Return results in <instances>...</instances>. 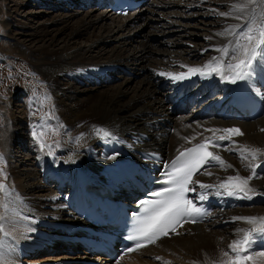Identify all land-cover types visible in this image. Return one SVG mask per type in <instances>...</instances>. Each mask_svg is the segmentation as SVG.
Returning a JSON list of instances; mask_svg holds the SVG:
<instances>
[{
  "label": "bare ground",
  "instance_id": "bare-ground-1",
  "mask_svg": "<svg viewBox=\"0 0 264 264\" xmlns=\"http://www.w3.org/2000/svg\"><path fill=\"white\" fill-rule=\"evenodd\" d=\"M15 1L14 11L31 10L27 20L31 18L29 22L34 24L33 18L37 19L38 27L16 22L9 15L10 38L16 42L15 49L29 57L50 82L57 119L65 126L63 141L57 150L52 149L53 155L47 154L48 149L41 150L33 134L40 124L14 111L5 128L3 146L13 180L6 183L7 195L0 192V216L6 217L0 221L4 224L0 239H6L11 264H66L81 258L67 240L77 233L74 228L85 224L75 215L71 197L82 174L95 182H111V176L132 166L157 170L174 154L205 137L233 149L226 151L209 143L213 154L233 167L217 165L210 169L212 175L201 174L202 169L194 180L215 185L237 172L247 177L251 170L244 165L249 162L261 165L257 171L264 172V156L252 160L245 153L248 158L242 162L239 154L244 146L264 152V113L253 121L225 119L224 114L232 115L234 84L215 74L210 79L191 75L178 81L167 76L187 74L188 68L203 67L219 56L214 48L234 37L216 33L229 25L247 23L251 13L237 20L216 12H228L232 4L243 0H145L127 16L97 7L96 0ZM259 4L260 0H255L252 6L257 28L264 24ZM204 30L208 32L202 34ZM202 49L208 51L202 53ZM181 89L184 96L175 102ZM252 90L264 100V65L252 77ZM184 100L189 103L182 104ZM207 108L212 109L209 114ZM20 111L23 113V108ZM26 128L28 138L22 136ZM230 128H239L244 135L215 139L229 135L223 130ZM97 129L111 135L102 139ZM206 129L220 131L214 134ZM78 137L82 146L76 145ZM24 146L34 157L18 158ZM148 154L154 155L149 158ZM249 187L256 190L249 193L252 200L227 196L224 190L216 196L214 189L197 186L195 197L205 194L214 200L211 216L199 223L186 222L177 227L179 235L172 233L114 264H222L228 259L223 251L230 252L228 245L237 238L238 229L264 226L259 220L253 224L232 222V217H264V177L253 179ZM199 201L193 199V203ZM29 228L35 231L29 232ZM262 253L264 244L254 243L246 253L252 257L246 264H264Z\"/></svg>",
  "mask_w": 264,
  "mask_h": 264
},
{
  "label": "snow or ice",
  "instance_id": "snow-or-ice-1",
  "mask_svg": "<svg viewBox=\"0 0 264 264\" xmlns=\"http://www.w3.org/2000/svg\"><path fill=\"white\" fill-rule=\"evenodd\" d=\"M254 5L255 0H243V2L232 4L231 10L228 12H216V15L221 17H234L237 20H244L248 12L251 13V16L247 23L229 25L222 32L216 33L217 36L234 37V39L229 40L222 47L214 48V51L220 54L219 56H213L203 67L188 68L187 74L168 73V78L178 81L189 79L191 75H199L201 78L210 79L215 74L224 82L236 84L237 81H247L251 83L257 69L264 65V24L259 28L255 26L257 16L252 7ZM259 7L262 9L260 15L264 16V0H260ZM205 39L211 40L212 37H206ZM201 51L203 53L208 51V49H202ZM254 61L255 64L253 63ZM181 67L184 66L181 65ZM160 75H165V73L161 72ZM46 99L50 102L51 96H46ZM59 127H62V125ZM206 131H213L215 134L216 131L220 130L206 129ZM223 131L229 135L217 136L215 137L216 140H231L232 136L244 135L239 128L224 129ZM261 131H264V129H261ZM101 132L102 139L111 135L109 131L97 129V134ZM33 134L36 135L41 150L48 148L47 154L53 155L52 145L45 144L41 139L43 133L41 132L37 135L34 132ZM192 139H195V137H192ZM77 143H79V138L77 139ZM209 143H212L211 138L205 137L202 142L181 151L171 162V170L164 173L165 179L162 183L166 186L152 193V196L156 197V199L140 202L144 206V216L137 220L138 226L135 229V233L127 237V239L134 242V248L127 249L128 252L145 247L148 244H154L160 237H166L172 233L179 235L177 226L183 227V224L186 222L195 223L198 219L211 216L212 213L210 211L197 207L193 203V199L200 201L207 200V195L200 194L193 199L187 197V193L197 191V186L205 190L214 189V195L216 196L222 195L221 190H224L223 194L227 196H236L239 199L247 200L253 199V196L249 195V193L255 194L256 190L249 187V182L253 179L264 177V172L257 171V168H260L261 165L254 166L249 162L244 166L251 170V175L243 177L237 172L235 176H228L226 180L215 185L205 184L198 179H193L194 174L200 172L201 169H204L201 174L212 175L213 173L210 169L217 167V165L225 169L233 167L231 164L226 163L219 155L208 151ZM233 143L235 142L233 141ZM56 147H59V142H56ZM212 147H223L226 151L233 150L226 145L222 146L216 143H212ZM245 153L250 155L252 160H256L258 156H264V152H261L259 148L244 146L239 149L242 162L248 158ZM148 155L151 158L154 154ZM4 161L5 157L0 155V164L4 163ZM0 175H4L7 180L8 177L3 169H0ZM0 192L7 195L9 189L5 184L0 183ZM52 199L56 198L52 197ZM5 208L7 209V205H5ZM5 218L0 216V221H3ZM238 220L246 221L248 224H253L259 220L264 225V217H232V222ZM3 230L4 224L0 223V231ZM28 231L33 232L35 229L29 228ZM8 235L9 233L5 232V237ZM236 235L237 238L228 245L230 252L223 251V256L228 259L222 262V264H246V261L251 260L252 257L246 254L242 255V253H247L252 249L254 243L264 244V226L249 230L241 228L237 230ZM7 248L6 239H0V264H11L9 259L11 253L6 251Z\"/></svg>",
  "mask_w": 264,
  "mask_h": 264
},
{
  "label": "rangeland",
  "instance_id": "rangeland-1",
  "mask_svg": "<svg viewBox=\"0 0 264 264\" xmlns=\"http://www.w3.org/2000/svg\"><path fill=\"white\" fill-rule=\"evenodd\" d=\"M14 3L16 4L15 0H0V155L5 157L4 163L0 164V169H3L8 177L6 180L4 175H0V183L5 185L13 180V174L10 171L9 159H7L5 155L6 150L3 146V141L5 140L4 131L5 128L8 127L7 125H10L9 120L12 118L11 116L14 115V111L15 115L19 117L23 116V118L32 123L40 124L41 126L36 131L37 135L42 132V137L46 141L43 142L52 145V149L55 150L58 149V147H56V142H59L60 145L63 141V128L65 126L64 122L57 119L55 108L56 98L51 89L50 82L30 63V60H28L29 57L20 54L18 50L15 49L17 48V46H15L16 42L10 38V26L8 27L7 25L9 15H12L15 21L17 20L16 22L24 23L34 29L38 27V23H36L37 19L33 18L34 24L29 22L31 18L27 20V18L30 17L29 14L31 10L22 8L16 12L14 11L16 9L13 7L15 6ZM244 22L238 24H243ZM207 32V30H204L203 33H199L205 34ZM179 35L180 34H178L177 37H184L183 33V37ZM19 40H22V38H19ZM159 40H161V38H159ZM160 48V46L157 47V49ZM199 61L200 60H197V62ZM24 90L28 91V93L27 91L25 93L26 96L24 95ZM46 96H51L50 102L46 99ZM24 97L28 99L26 102L21 101ZM21 108L24 110L23 113L20 111ZM60 125H62V127L58 128ZM27 128L22 131V136L26 138L29 137ZM78 138L79 143H77ZM78 138H76V145L82 146L83 140L81 137ZM26 148L24 146L19 149L17 154V156H19L18 158L26 159L29 155L34 157V153L31 152V149L28 147ZM53 184L54 183L51 185Z\"/></svg>",
  "mask_w": 264,
  "mask_h": 264
}]
</instances>
